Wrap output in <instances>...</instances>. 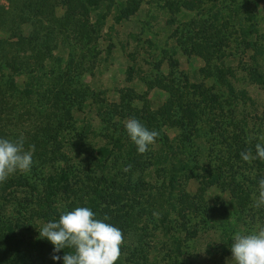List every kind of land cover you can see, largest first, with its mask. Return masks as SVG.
<instances>
[{
	"label": "trees",
	"instance_id": "16d2710c",
	"mask_svg": "<svg viewBox=\"0 0 264 264\" xmlns=\"http://www.w3.org/2000/svg\"><path fill=\"white\" fill-rule=\"evenodd\" d=\"M250 1L254 6L258 4L256 0ZM100 2L101 0H17L15 4L7 6L8 10L0 7V138L16 141L23 137L25 150L35 145L30 171L17 172L7 181L0 183V264L5 261L9 264H63L62 259L54 261L51 258L53 245L48 240L39 238V230L42 227L35 231V248L34 243H23V237H30L27 234L22 236V233H33L35 219L42 221V225L49 221H58L62 213L70 212L76 207H89L96 217L101 219L105 216L101 214H105L108 205L101 207L99 198H102L105 192L101 187L97 188V185L106 181L111 189V192H106L107 197L119 195L114 192L117 186L138 194L140 198L147 192L143 203L148 204L150 208H143L141 203L142 211H139L137 216L145 215L146 222L152 224L154 234L159 231L163 238L159 239V245L153 241L149 242L148 236L144 237L146 226L142 224L141 227V222L133 223L132 215L123 216L122 213H117L122 209L119 208L113 215L116 220L122 222L118 228L123 232L124 243L116 264H161L162 261H165V264H191L184 257V249L187 248L185 242L193 240L195 243L209 230L217 232L219 239L226 245V248H221V252L226 253L227 249L231 254L230 236L237 231L240 223L239 211L235 206H241L238 208L243 210L250 193H258V182L264 179V160L257 158L245 162L241 158L240 153L248 150L256 156L255 145L258 142L247 125L244 114L241 113L240 119L235 118L239 101L249 98L246 89L235 87L233 81H242L247 76L250 82L264 87L260 80L264 77L263 66L257 59L260 58L263 47L258 43L254 8L246 10L245 18L249 23L239 25L240 43H245L243 49L251 51L248 57L250 63L243 69L242 78L236 75L231 65L225 63L223 49L218 46L212 49L210 57L205 53L201 54L205 64L198 70L205 74L206 78L211 77L210 85H204L203 80L188 82L186 76L175 74L176 60L173 56L177 49L187 56L198 49L197 45L191 42L190 35L181 32L182 36L177 37L176 47L167 44L166 47H159V53L163 54V57L167 55L165 59L169 70L165 75L159 71L162 61L152 60L151 69L154 70V75L148 80V87L165 91L168 98L164 103L153 109L134 107L132 103L136 96L129 88L120 90L121 104H116L117 109L111 110L105 98L96 97L97 94L88 89L87 85H83L82 89L76 88L81 84L76 78L82 74L74 72L77 67H74L72 72L68 71L72 57L65 61L61 54L55 53L49 58L56 32L51 30V26H44L41 22L52 21L55 9L64 10V20L73 16L85 20L90 9L97 7ZM111 3L119 5L118 0H111ZM187 3L191 2L165 0L161 7L171 9L173 6V11H178L181 7L185 8ZM115 9L117 10L116 7ZM9 10L15 11V17L5 16ZM118 10L125 12L128 8L119 7ZM130 11L132 13L134 10L129 9ZM129 15L123 14V18ZM216 15L217 9L212 12V16ZM85 21L87 24V20ZM24 25L29 27L26 32ZM61 25L64 27V24ZM91 26L89 24L87 30H78L75 34V39L80 40L82 46H86L90 41L88 34L92 31ZM61 42L69 50L80 45L79 41L74 45H69L63 39ZM25 46L30 47L33 52L31 56L23 53ZM214 53L218 55V63L210 64L208 60H211ZM135 69L137 64L134 63V66H129L128 73L136 71ZM166 76L167 83H163ZM8 94L13 97L12 102L4 99V95ZM98 99L101 101L102 117L99 114L100 108L95 106ZM85 100H88L90 111L93 110L98 121L103 120L105 125L112 123L114 129L110 134H102L101 138H107L108 146L102 144L103 146L93 148L92 165L94 171L99 173L88 170L84 175V183L78 179L71 158L67 156L72 144L68 136L69 130L60 117H71V110H79ZM14 102L19 108L11 114L10 108L14 107ZM21 108L25 110V117L30 114H36V117L41 114L44 116L42 127L34 130L33 136L20 129H13L11 121L22 117ZM124 109L126 113L119 114ZM50 112V115L47 114ZM8 115L12 117L10 120L6 119ZM212 115L217 118L212 119ZM114 116H120L121 120L114 122ZM123 117L135 118L149 130L159 133L155 144L150 145L146 153H138L125 130ZM171 128L177 132L170 137L166 130ZM95 129L90 128V121H86L84 130H78L77 138L86 137L90 132L97 131V128ZM215 135L221 137L225 144L227 165L231 157L235 158L236 165L233 169L228 166L231 170L226 178L221 175V166L210 167L208 160L204 165L202 162L205 147L199 146L197 137L211 139ZM128 166H131L130 170L125 172L124 169ZM111 169L113 172H109ZM246 170H252L254 173H244ZM135 171L137 176L132 181L130 174ZM90 174H97L98 177L94 178ZM151 175L155 179H150ZM221 176L222 187L229 194V199L223 201V206L218 207L204 202L200 193L206 185L217 184ZM116 177H124L125 184L119 183ZM191 178L196 181L197 189L195 194L190 195L185 190V184ZM160 196L163 199L156 202L155 199ZM229 201L231 211L225 207ZM225 214L229 217L226 218ZM125 234L132 235L131 242L134 245L125 243ZM154 234H151L152 238L155 237ZM44 249L50 252L48 261L44 256L37 257L32 254L35 251L43 252ZM65 251L70 252L71 249ZM150 252L162 253L163 257H150ZM64 254V250L57 253L61 257ZM190 254L191 257H196L195 254Z\"/></svg>",
	"mask_w": 264,
	"mask_h": 264
},
{
	"label": "rangeland",
	"instance_id": "374dc122",
	"mask_svg": "<svg viewBox=\"0 0 264 264\" xmlns=\"http://www.w3.org/2000/svg\"><path fill=\"white\" fill-rule=\"evenodd\" d=\"M118 1L119 5L112 4L111 0H101L100 4L90 9L87 14V19H85L87 20V24L85 20H80V18L75 16L68 20H64L62 18L64 17L63 9L54 10L52 21L41 20L44 26H51V30L56 32L53 40L54 45L51 51L52 54L49 58L55 53L61 54L65 61H68L69 57H72L73 60L69 65L68 71L72 72L74 67H77L74 72L82 74L76 78L81 82L76 88L82 89L83 85H87L88 89H91L92 92L98 95H96V97L105 98L111 110L117 109L115 108L116 104H121L119 100L120 90L129 88L134 91L136 96L132 103V105H135L134 107H148L153 109L164 103L168 98L167 93L160 90L158 87V89H151L148 87V80L152 79L154 75L152 73L154 70L151 69L152 60L156 59L162 61L161 70L159 71L160 74L165 75L169 70L165 59L167 55L163 57V54L159 53V47H166V44L167 46L173 45L176 47L178 45L176 40L177 37L179 38L182 36L181 32L185 35L189 34L192 38L191 42L197 45L196 47L198 49H195V53L193 52L189 56L183 54L180 49H177L173 56V59L176 60L177 72L175 74L186 76L188 82H199L203 80L202 82L204 85H210L212 82L211 77L206 78L205 74L200 73L198 70L205 64V59H203L201 54L205 53L210 57L214 48L218 46L223 49L226 57L225 63L231 65L236 75L242 78L244 74L243 69L250 63L248 57L251 51L247 48L243 49L245 43H240L239 25L244 26L249 23L245 18L246 10L249 8H254L255 18L257 19L256 34L259 37L258 43L263 47L261 56L260 58L257 57V59L259 61L258 63L263 66L262 72L264 73V0H256L258 3L256 6H254L253 2L250 0H188L191 3H187L185 8L181 7L178 11H173V6H171V9L170 7L169 9L161 7V5L165 3V0ZM16 2L17 0H0V7H4L8 10L9 8H7V6L15 4ZM113 6H115L117 10ZM119 7H125L128 8V10L122 12L118 10ZM129 9L134 11L131 13ZM215 9H217L216 17L212 16V12ZM123 14L130 15L127 18H123ZM6 15L15 17L16 13L13 10H9L6 11L5 16ZM83 21L85 22L83 23ZM61 24H64V27ZM89 24L92 25L90 28L92 31H88L90 41L86 46H82L80 40L75 39V34L78 30H87ZM23 27H25V32L29 29L26 25ZM51 33L53 34L52 31ZM1 35L2 32L0 31V36ZM61 39L69 43V45H74L75 42L79 41L80 45H76L72 50H69L66 46H63ZM246 40L248 41L249 39ZM19 46L20 45H18V47ZM22 51L26 56H31L33 53L28 46H25V49H22ZM215 55L216 53L210 58L211 60H208L210 64L218 63V55ZM134 63L137 64L136 71L133 72L132 70L128 73L129 66H134ZM167 78L168 76H166L165 80L162 82L167 83ZM21 79H23V77H21ZM260 80L264 83V77H261ZM233 82L235 87L245 88L249 98L244 101H239L235 110V118L240 119L241 113L244 114L245 121L252 129V134L256 137L257 142L264 144V140L260 139V137L264 135V87L250 82L247 76H245L242 81L238 80ZM4 99H7L8 102H12L13 97H9L8 94L7 96L4 95ZM100 102L101 101L98 99L95 106L100 108L99 114L100 117H102L103 113H101L102 106ZM14 104V107L12 109L10 108L11 114L13 112L15 113L19 108L16 102H14ZM125 110L126 109L119 114L126 113ZM24 111L25 110L21 108L20 112L22 117L17 118L16 121L12 120L11 124L14 125L13 129H20L26 134L33 136L35 134L34 130L42 127L45 120L44 116L41 114L36 117V114H30V116L25 117ZM47 114L50 115L51 112ZM212 116V119L217 118L214 115ZM11 118L12 117L9 115L6 117L8 120ZM60 119L63 120V123L69 130L68 136L72 144V148L69 149L67 156L71 158L72 167L77 173L78 179L85 183L86 178L84 175L88 170L91 169L92 172L99 173L93 169L94 166L92 165L91 156L94 152L92 150L100 145L103 146L102 144L108 146L107 138L102 139L101 137L103 136L102 134H110L114 129V125L112 123L105 125L103 120L98 121L97 115L93 113V110L90 111L88 100L83 101V105H81L79 110L72 109L71 117L63 115ZM128 119L130 118H122L124 124ZM119 120H121L120 116H114V122H118ZM84 121H90V128H97V131L90 132L93 135L89 133L86 137L78 139L77 132L80 129L81 131L84 130ZM98 122L99 126H97ZM166 131L167 135L170 137L177 132L174 128L167 129ZM117 133L118 132H115V134ZM30 136H28V138ZM220 138L219 136L216 137V135L211 139L210 137L201 136L197 137V142L199 146L205 147L202 156V158H204L202 160L203 165L208 160L210 167L221 166V175L226 178L227 174L230 173L229 170H231L228 166H231L233 169L236 162H234L235 158L231 157L230 163L227 165V151L225 149V144ZM44 145L46 147V144ZM39 147L37 149H39ZM108 165H110V161H108ZM249 169H251L250 166ZM253 171L246 170L244 173L252 174L254 173ZM109 172H113V170L111 169ZM90 175L94 178L98 177L97 174ZM205 175H207V173H205ZM136 176L137 172L135 171L130 174V179L133 181ZM222 176L219 178L217 184L210 186L206 185L204 190L201 191L200 196H202L204 202L221 207L223 206V201L226 202V200L229 199V194L222 187ZM116 178L119 183L122 182V184H125L124 177H121L122 179H120V177ZM152 178L155 179L153 175L150 176V179ZM99 187L105 192L103 197L99 198L101 207L108 205V209L104 211L105 214H101L109 217L105 222H112L111 224L113 226L120 227L122 222L114 218L113 212L122 208L120 209L121 211H117V213H122L123 216L132 215L134 218L133 223L136 222L140 224L141 222V227H143L142 224L146 226L144 237L147 238L148 236L149 242L153 241V243H158L157 245L161 243L159 239H163L161 238L162 234L159 231L154 234L155 231L152 229V224L146 222L147 219L145 215L137 216V213L142 211L140 208L141 203L143 208L146 207L147 210L150 208L148 204L143 203V200L146 199L147 192L140 198V196H137L138 194L123 190L117 186L114 192L119 195L117 197L115 195L107 197L106 192H111L107 181L104 184L99 182L97 188ZM196 189L197 184L194 179L191 178L186 181L185 190L188 194H195ZM256 195H258L256 192L250 193L249 199H247L248 201H246L247 203L243 210L240 211V208H238L241 206L236 205V208L234 207L239 211L240 223L237 226V231L230 236L231 243L234 242L232 237L235 233H248L255 230L257 225L264 224V208L257 209L253 207ZM162 199L163 197L160 196V198L155 199V201L161 202ZM225 207H228L229 211L232 210L230 201ZM4 211L7 212V209H4ZM104 217L101 219L103 220ZM228 217L229 216L226 215V218ZM42 224V221L35 219V225L32 226L33 233L30 231L22 233V236L27 234V236L30 237L29 239L23 237L22 241L24 244H28L29 242H31V244L34 243L33 248H35V231L42 227ZM151 234H154L155 237L152 238ZM125 237V243L130 246L134 245V243L131 242L132 235L127 236L125 234ZM185 243L187 248L184 249V257L188 259L187 262L191 264H226V261L231 260L232 254H230L227 249L226 253L221 252V248H226V245L223 244V241L219 239V234L214 230L207 231L195 243L193 240H188ZM189 252L195 254L196 257H191ZM32 254L37 257L44 256L46 257L44 259L48 261V254H50V252L44 249L43 252L35 251L32 252ZM155 255L158 259L163 257L162 253H148L150 257H155ZM3 264L9 263L5 261ZM161 264H165V261H162Z\"/></svg>",
	"mask_w": 264,
	"mask_h": 264
},
{
	"label": "clouds",
	"instance_id": "9594fccd",
	"mask_svg": "<svg viewBox=\"0 0 264 264\" xmlns=\"http://www.w3.org/2000/svg\"><path fill=\"white\" fill-rule=\"evenodd\" d=\"M124 126L139 154L146 153L159 135L135 118L125 121ZM260 139L264 140V135ZM34 151L35 145L25 150L23 137L16 141L0 138V183L17 172L28 173L33 164ZM255 151L256 156L251 150L241 152L242 160H264V144L257 143ZM130 167L124 171H129ZM253 207L264 208V179L258 182V195L254 198ZM108 219V216L98 219L89 207H76L62 213L58 221L45 223L39 230V238L53 245L51 258L54 261L62 259L63 264H116L121 256L124 235L118 227L105 222ZM232 239L231 260L226 264H264V224L257 225L248 233L237 232ZM65 249L71 251L66 252ZM62 250L65 252L63 257L57 255Z\"/></svg>",
	"mask_w": 264,
	"mask_h": 264
}]
</instances>
